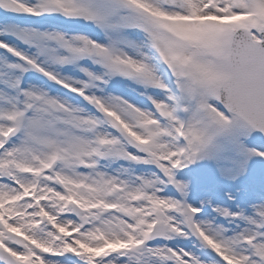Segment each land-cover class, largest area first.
Segmentation results:
<instances>
[{"label": "snow or ice", "instance_id": "snow-or-ice-1", "mask_svg": "<svg viewBox=\"0 0 264 264\" xmlns=\"http://www.w3.org/2000/svg\"><path fill=\"white\" fill-rule=\"evenodd\" d=\"M0 264H264V0H0Z\"/></svg>", "mask_w": 264, "mask_h": 264}]
</instances>
